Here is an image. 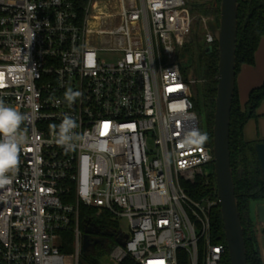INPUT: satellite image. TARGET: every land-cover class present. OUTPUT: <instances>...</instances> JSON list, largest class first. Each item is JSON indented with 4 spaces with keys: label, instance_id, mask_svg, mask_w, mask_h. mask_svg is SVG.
I'll return each mask as SVG.
<instances>
[{
    "label": "built area",
    "instance_id": "2783aa9c",
    "mask_svg": "<svg viewBox=\"0 0 264 264\" xmlns=\"http://www.w3.org/2000/svg\"><path fill=\"white\" fill-rule=\"evenodd\" d=\"M192 23L186 0H87L82 16L70 0H0V100L25 115L26 136L0 187V264H80L81 206L128 220L112 264H178L180 250L190 264H224L211 233L217 187L189 189L214 164L197 80L178 57ZM68 91L80 95L69 102ZM65 116L70 149L55 142ZM68 230L69 255L59 249Z\"/></svg>",
    "mask_w": 264,
    "mask_h": 264
},
{
    "label": "trees",
    "instance_id": "16d2710c",
    "mask_svg": "<svg viewBox=\"0 0 264 264\" xmlns=\"http://www.w3.org/2000/svg\"><path fill=\"white\" fill-rule=\"evenodd\" d=\"M70 1L75 5L78 14L82 16L87 0ZM190 8L191 12L215 16V24L218 25L220 0H213V2L204 4H194ZM262 38L264 39V0H238L236 77L242 65H253L255 63V54ZM191 47L193 48L191 55L193 75L195 79H200L203 82L199 88L196 87V84L193 85L192 99L195 110L205 115L208 127V134L205 138L210 145H213V124L218 76V45L215 38L207 43H204L203 38H201L197 45L192 44ZM209 47L211 48L210 51L208 50ZM263 101L264 81L260 85L250 89L248 99L243 106L239 102L237 83L235 81L230 111V164L240 221L243 227L247 264H264L258 246L254 222L250 217V202L259 201L260 203H264V180L262 179V171L255 149L257 142L264 141H248L244 138L245 125L250 119L258 117L257 110ZM210 167L212 170L207 178L201 179L194 186L189 187L192 195L196 194V192L200 195L209 193L216 195L213 164ZM88 220L99 228L100 232L92 235L99 242L86 254L81 253V257L88 264H101L100 258L109 255L111 250L118 244L117 238L121 234L119 222L107 210L81 206L79 228L82 235L86 226L89 225ZM211 225L213 241L226 245L220 207H216L213 210ZM60 235V251L64 254L72 253L75 243L74 233L68 230L61 232ZM223 262L224 264H230L228 252L224 255ZM178 264H190L189 256L185 251H178Z\"/></svg>",
    "mask_w": 264,
    "mask_h": 264
},
{
    "label": "water",
    "instance_id": "95a60500",
    "mask_svg": "<svg viewBox=\"0 0 264 264\" xmlns=\"http://www.w3.org/2000/svg\"><path fill=\"white\" fill-rule=\"evenodd\" d=\"M219 12L218 25L212 21L208 22V27L217 41L219 54L212 138L213 167L230 264H247L246 245L235 196L229 148L230 111L236 81L238 0H220ZM210 49L209 47L208 50ZM255 149L264 180V142H257ZM257 213L260 221H264V204L258 205ZM88 223L82 235L81 252L83 254L89 252L99 242L92 236L100 232L99 228L89 220ZM127 238L128 234L121 233L117 243L124 246ZM80 264L88 263L81 257Z\"/></svg>",
    "mask_w": 264,
    "mask_h": 264
},
{
    "label": "rangeland",
    "instance_id": "374dc122",
    "mask_svg": "<svg viewBox=\"0 0 264 264\" xmlns=\"http://www.w3.org/2000/svg\"><path fill=\"white\" fill-rule=\"evenodd\" d=\"M186 2L189 6H194V4H204V3L213 2V0H205V1L204 0H186ZM100 7H101V10L103 11H108L111 9L109 5L107 6V5L102 4ZM192 16H193V23H192L191 32L188 37V41L185 44V46L182 47L178 52V57H179L182 72L184 73L186 77H188L187 79L189 80L195 79L193 75V66L191 62V55L193 53V48L191 47V45L192 44L197 45L199 43V40H201V38H203L204 43L209 42V39H208L209 33L206 30L205 22L207 21L208 23L209 21H212L216 23L215 16H207V15H203V14H200L194 11L192 12ZM120 56L121 54L119 52H103L101 54V58L108 62L116 61ZM195 80H197L196 87L199 88L203 82L200 79H195ZM237 80H238L237 84L239 85L241 84L242 87L247 83L255 82V83H258L257 85H259L260 83L264 81V39L263 38L260 40V43L256 51L255 63L253 65H247V64L242 65L237 75ZM259 111L262 112V104L259 108ZM198 115H199V120H200L201 132L204 135V137H207L208 127H207L205 115L202 112L198 113ZM260 126L264 127V116H260L259 119L258 117L250 119L247 123L245 137L250 138V137H253V135H256L255 133H257ZM211 170H212L211 167L208 168V171H211ZM257 203H260V202L259 201L250 202V207L252 210L251 211L252 217H255V208H257L256 207ZM260 204H264V203H260ZM118 222L120 226L119 227L120 232L124 234H128L130 231V225H129L128 220L122 218V219H119ZM256 226H257L256 223H254V227H255V231L257 235L259 229L257 231ZM262 233H264V230L262 231ZM258 238L259 237L257 235V239ZM69 254L71 253H68V255ZM100 259H101L100 260L101 264H112L110 261L109 255L103 256Z\"/></svg>",
    "mask_w": 264,
    "mask_h": 264
},
{
    "label": "clouds",
    "instance_id": "9594fccd",
    "mask_svg": "<svg viewBox=\"0 0 264 264\" xmlns=\"http://www.w3.org/2000/svg\"><path fill=\"white\" fill-rule=\"evenodd\" d=\"M79 95L80 93L68 91L65 93V98L73 102ZM24 121V114L0 100V187L11 184L9 173H13L18 168L20 148L26 142V136L21 132V125ZM75 127V121L65 116L59 125V133L55 142L68 149L73 147L72 130Z\"/></svg>",
    "mask_w": 264,
    "mask_h": 264
},
{
    "label": "crops",
    "instance_id": "0c3cea01",
    "mask_svg": "<svg viewBox=\"0 0 264 264\" xmlns=\"http://www.w3.org/2000/svg\"><path fill=\"white\" fill-rule=\"evenodd\" d=\"M256 57V54H255ZM238 82L237 77H236V83ZM258 83H247L245 84L243 87L241 86V84H237V90H238V98H239V102L240 104L243 106L245 104V102L248 99V94L250 89H252L253 87L258 86ZM261 84V83H260ZM259 84V85H260ZM262 104V112L259 111V108L257 110L258 112V119L260 116H264V101L261 103ZM261 106V105H260ZM258 121V120H257ZM248 123V122H247ZM246 128H247V124L244 127V138L248 141H264V127H259L257 133H255L256 135H253V137L247 138L245 137L246 135ZM260 203H257V206ZM251 207H250V217L253 220L254 223H256V230L258 231V246L262 255V258L264 260V233H262V231L264 230V221H260L259 217H258V213H257V208H255V217H252V212H251Z\"/></svg>",
    "mask_w": 264,
    "mask_h": 264
}]
</instances>
